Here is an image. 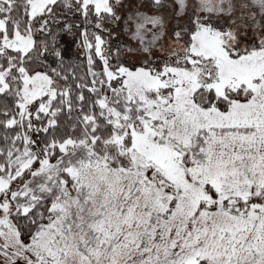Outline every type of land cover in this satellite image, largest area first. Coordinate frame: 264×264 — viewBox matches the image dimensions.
Returning <instances> with one entry per match:
<instances>
[{"label":"snow or ice","instance_id":"6c2138e0","mask_svg":"<svg viewBox=\"0 0 264 264\" xmlns=\"http://www.w3.org/2000/svg\"><path fill=\"white\" fill-rule=\"evenodd\" d=\"M0 264H264V0H0Z\"/></svg>","mask_w":264,"mask_h":264}]
</instances>
